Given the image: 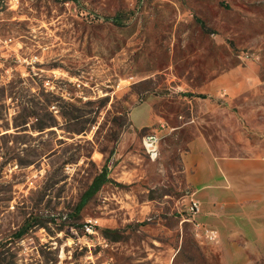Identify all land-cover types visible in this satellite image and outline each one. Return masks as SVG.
<instances>
[{
  "label": "rangeland",
  "instance_id": "374dc122",
  "mask_svg": "<svg viewBox=\"0 0 264 264\" xmlns=\"http://www.w3.org/2000/svg\"><path fill=\"white\" fill-rule=\"evenodd\" d=\"M197 136L264 154V0H0V264H223L184 220Z\"/></svg>",
  "mask_w": 264,
  "mask_h": 264
},
{
  "label": "crops",
  "instance_id": "0c3cea01",
  "mask_svg": "<svg viewBox=\"0 0 264 264\" xmlns=\"http://www.w3.org/2000/svg\"><path fill=\"white\" fill-rule=\"evenodd\" d=\"M131 120L137 129L159 123L145 103L132 109ZM183 165L191 197L201 203L199 220L218 231L213 243L223 264L264 256V154L217 155L206 137L197 136Z\"/></svg>",
  "mask_w": 264,
  "mask_h": 264
},
{
  "label": "built area",
  "instance_id": "2783aa9c",
  "mask_svg": "<svg viewBox=\"0 0 264 264\" xmlns=\"http://www.w3.org/2000/svg\"><path fill=\"white\" fill-rule=\"evenodd\" d=\"M145 144L149 153L153 157H158L160 154V136L156 131H152L145 135ZM201 212L200 201L192 196L187 207V215L184 218L194 224L196 236L203 242H215L218 238V231L211 226L201 222L198 218Z\"/></svg>",
  "mask_w": 264,
  "mask_h": 264
},
{
  "label": "trees",
  "instance_id": "16d2710c",
  "mask_svg": "<svg viewBox=\"0 0 264 264\" xmlns=\"http://www.w3.org/2000/svg\"><path fill=\"white\" fill-rule=\"evenodd\" d=\"M106 176L105 174L99 175L95 178L89 189L85 192L83 198L81 199V202L79 204V209H81L82 206H84L93 196L95 192H97L101 186L105 183ZM25 228H22L20 232L17 234L18 237H22L25 233ZM110 230H106L105 233H109ZM108 235V234H107Z\"/></svg>",
  "mask_w": 264,
  "mask_h": 264
}]
</instances>
